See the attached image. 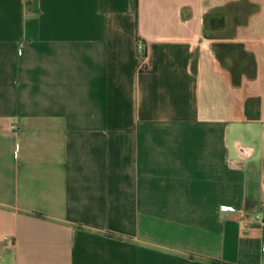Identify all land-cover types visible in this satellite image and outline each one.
<instances>
[{
    "label": "crops",
    "instance_id": "0c3cea01",
    "mask_svg": "<svg viewBox=\"0 0 264 264\" xmlns=\"http://www.w3.org/2000/svg\"><path fill=\"white\" fill-rule=\"evenodd\" d=\"M0 264H264V0H0Z\"/></svg>",
    "mask_w": 264,
    "mask_h": 264
},
{
    "label": "built area",
    "instance_id": "2783aa9c",
    "mask_svg": "<svg viewBox=\"0 0 264 264\" xmlns=\"http://www.w3.org/2000/svg\"><path fill=\"white\" fill-rule=\"evenodd\" d=\"M136 46H137V50L139 51V53H140V55H144V53H145V50H144V47H143V43H141L140 41H137V44H136ZM222 209H230V207H221Z\"/></svg>",
    "mask_w": 264,
    "mask_h": 264
},
{
    "label": "trees",
    "instance_id": "16d2710c",
    "mask_svg": "<svg viewBox=\"0 0 264 264\" xmlns=\"http://www.w3.org/2000/svg\"><path fill=\"white\" fill-rule=\"evenodd\" d=\"M136 3H137V0H130V4H131V8H132L133 12H135Z\"/></svg>",
    "mask_w": 264,
    "mask_h": 264
}]
</instances>
